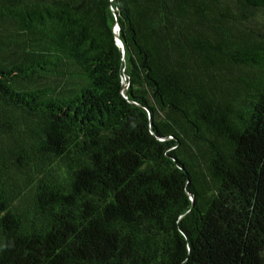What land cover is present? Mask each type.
Masks as SVG:
<instances>
[{"label": "trees", "instance_id": "1", "mask_svg": "<svg viewBox=\"0 0 264 264\" xmlns=\"http://www.w3.org/2000/svg\"><path fill=\"white\" fill-rule=\"evenodd\" d=\"M0 264H264V0H0Z\"/></svg>", "mask_w": 264, "mask_h": 264}, {"label": "water", "instance_id": "2", "mask_svg": "<svg viewBox=\"0 0 264 264\" xmlns=\"http://www.w3.org/2000/svg\"><path fill=\"white\" fill-rule=\"evenodd\" d=\"M116 30H119V27H117ZM117 41L124 49V45H123L122 41L120 40V38L118 36H117Z\"/></svg>", "mask_w": 264, "mask_h": 264}]
</instances>
